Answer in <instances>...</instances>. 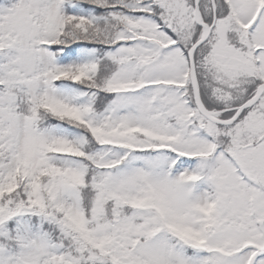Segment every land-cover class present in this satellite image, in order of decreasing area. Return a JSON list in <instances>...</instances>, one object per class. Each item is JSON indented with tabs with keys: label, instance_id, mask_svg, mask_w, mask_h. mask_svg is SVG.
<instances>
[{
	"label": "snow or ice",
	"instance_id": "1",
	"mask_svg": "<svg viewBox=\"0 0 264 264\" xmlns=\"http://www.w3.org/2000/svg\"><path fill=\"white\" fill-rule=\"evenodd\" d=\"M0 264H264V0H0Z\"/></svg>",
	"mask_w": 264,
	"mask_h": 264
}]
</instances>
